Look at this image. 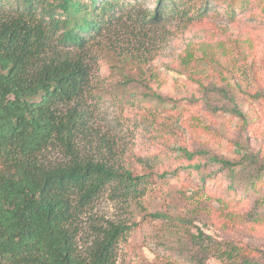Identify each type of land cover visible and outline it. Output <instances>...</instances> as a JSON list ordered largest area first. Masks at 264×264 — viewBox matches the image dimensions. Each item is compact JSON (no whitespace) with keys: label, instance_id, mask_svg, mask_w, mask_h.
Segmentation results:
<instances>
[{"label":"rangeland","instance_id":"obj_1","mask_svg":"<svg viewBox=\"0 0 264 264\" xmlns=\"http://www.w3.org/2000/svg\"><path fill=\"white\" fill-rule=\"evenodd\" d=\"M140 2L151 9L155 0ZM191 2L199 14L192 24L123 23L91 55L95 96L87 99L90 145L83 149L149 182L136 202L106 191L81 218L79 247L91 239L92 225L130 226L115 264H223L203 260L192 239L199 232L213 244L250 246L264 263L263 228L244 221L264 216V12L259 0ZM133 48L146 64L122 62L119 54ZM127 78L138 82L125 87ZM234 106L251 113L252 123L231 113ZM102 138L112 152L99 148ZM247 155L258 163L236 168L232 184L228 170L208 160Z\"/></svg>","mask_w":264,"mask_h":264},{"label":"trees","instance_id":"obj_2","mask_svg":"<svg viewBox=\"0 0 264 264\" xmlns=\"http://www.w3.org/2000/svg\"><path fill=\"white\" fill-rule=\"evenodd\" d=\"M140 1L0 0V264H115L117 245L130 226L92 225L91 239L79 247L81 218L106 191L136 202L149 182L83 149L90 145L87 99L95 96L91 55L101 50L102 36L123 23L154 28L175 18L192 24L199 15L191 0H155L151 9ZM258 5L264 12V1ZM119 56L125 63H147L134 48ZM230 111L246 123L254 120L236 106ZM99 145L112 152L108 140ZM181 152L187 160L195 155ZM208 160L226 168L232 184L236 168L255 166L258 156ZM244 221L264 232L263 215ZM192 239L203 260L264 264L250 246L213 244L201 232Z\"/></svg>","mask_w":264,"mask_h":264}]
</instances>
